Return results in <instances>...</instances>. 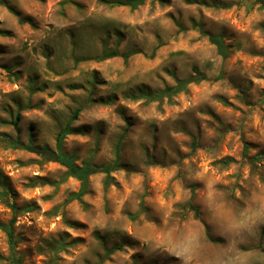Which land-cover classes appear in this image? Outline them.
Here are the masks:
<instances>
[{
    "label": "rangeland",
    "instance_id": "374dc122",
    "mask_svg": "<svg viewBox=\"0 0 264 264\" xmlns=\"http://www.w3.org/2000/svg\"><path fill=\"white\" fill-rule=\"evenodd\" d=\"M126 1L0 0V264H264V0Z\"/></svg>",
    "mask_w": 264,
    "mask_h": 264
},
{
    "label": "trees",
    "instance_id": "16d2710c",
    "mask_svg": "<svg viewBox=\"0 0 264 264\" xmlns=\"http://www.w3.org/2000/svg\"><path fill=\"white\" fill-rule=\"evenodd\" d=\"M142 3H143V0H128L124 3H117V4L130 6L132 9H135L138 6H140ZM210 40L213 44L216 45L219 54L223 58H226L227 51H226V48L223 44L221 36H210ZM118 55H119V53L117 50L112 51V52L103 51V53L97 57V60L102 61V60L109 59V58H112V57H115ZM131 55H132V53H127L126 55H123V56L129 57ZM194 73H195V77L193 76V77H190V78H187L184 80H178L177 83L179 84V86L169 87V88L165 89V91L159 93V95H149L148 94L147 97H149L151 100H158V99L162 98L163 96H170L172 93H175L176 91L183 90L188 84H190L192 82H199V81L206 79V76L201 74L197 69H194ZM77 113H78V111H77ZM76 118H77V114L74 115L72 120H75ZM14 124H15V126L17 125V123H14ZM70 133H71V129H70V124H69L59 134V136L57 138L56 150H51L48 148L35 147L32 143L25 145V144L18 142V141H15L14 145L17 147L23 148L25 150L31 151V152H35L39 155H45L47 157V159H49L51 161L58 162V163L64 165L65 167H67L68 171L66 173V176L75 177L82 182L81 191L78 194L73 195L72 198L73 199H81L82 195L85 192V188H86V184H87L89 176L96 174V173H99V172H104L107 174V182H109L111 180L110 173L113 170H115L116 168L115 167L99 168V167L92 165L91 163H87V164L83 165L82 167L76 165L74 156L64 154L62 151L63 141H64L65 137ZM191 207L195 208L192 205H191ZM13 209L16 210V208L14 206H13ZM142 209L144 210V207H142ZM13 223H14V220L11 221V223L7 224V225L0 224V230L4 231L8 235L9 242L11 244L12 249H14L18 243V238L14 235V231H13V227H12Z\"/></svg>",
    "mask_w": 264,
    "mask_h": 264
}]
</instances>
